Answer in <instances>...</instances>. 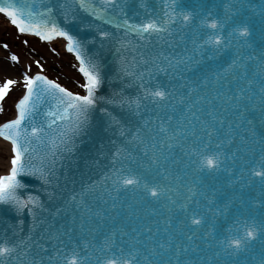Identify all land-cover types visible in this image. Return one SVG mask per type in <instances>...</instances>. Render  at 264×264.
I'll return each mask as SVG.
<instances>
[{
	"label": "water",
	"instance_id": "1",
	"mask_svg": "<svg viewBox=\"0 0 264 264\" xmlns=\"http://www.w3.org/2000/svg\"><path fill=\"white\" fill-rule=\"evenodd\" d=\"M21 3H27L31 7L32 11L37 14L36 20L47 18L39 16L44 8H53L54 11L51 15L58 25L76 36L82 42L87 55L100 63L102 83L97 89L98 97L112 98L114 93L125 98L135 97L142 91L138 87L136 78L126 75L122 71L124 68H127L128 72L137 73V75L143 73L149 86L160 84L174 88L176 96L187 92L194 83L199 84L202 90L206 89L209 95L214 96L217 91L224 93L220 100L213 102L212 107L216 108L218 115L224 118L222 131L225 134L229 133V125H231L232 143L222 146V150L227 155V160L224 163L231 171L207 166L201 169L197 163H192L197 160V157L193 155L190 158L186 154V145L191 144L195 138L186 134L188 139L181 141V145L185 146L183 150L181 145H174L171 150L172 154L168 157L165 166L173 179L165 183L175 190L174 194L169 193V195L177 200V204L189 195L188 188L192 187L194 201H199V204L193 202L190 207L199 208L204 213V222L199 227L185 222L184 231L191 234L189 231L191 229L195 231L198 238L193 241L195 247L181 259L198 261L199 264H259L264 258V235L257 233L255 237L250 238L248 246L237 253H232L231 248L225 251L222 242L226 238L231 239L237 235V229L242 235L246 223L251 226L253 221L259 223L264 220V202H262L264 194L260 189L259 178L250 177L246 170L249 166L244 163L246 159L250 158V153L245 145L255 148L256 154L259 156L261 143L264 141V117L261 115L258 103L247 104L248 110L245 111L243 107L237 109L230 103L225 108L223 102L226 101L227 96L232 95V92L245 86L244 80L237 81L225 71L231 61L240 55L243 57L253 56V60L245 61L249 78H251L258 63L255 57L264 52V32L261 30V21L264 20L261 9L264 8V0H231L232 11L229 15L235 20L245 21L249 24L250 35L246 39L247 45H251V47L244 46L238 52L237 45L233 42L229 48L216 55L193 52L192 39L196 23L199 22V15L195 17L190 29L171 35L152 33L146 40H141L136 33H129L125 37L124 34L128 32V29L117 27V23H121L124 19H128L131 23H145L150 18L156 19L164 11L162 0H127L126 17L119 15L118 9H108L109 14L115 18L113 23H108L107 18L92 16L79 9L76 0H21ZM62 3L65 4V9L60 8ZM95 3L97 6H102V0H95ZM181 3L185 10L200 13V8H203L213 12V17L210 19H220L228 11L225 5L229 3V0H181ZM142 4L147 6L143 7ZM197 5L200 7H196ZM73 9L75 11H72ZM65 10H68L67 19L63 15ZM73 15L75 19L72 18ZM200 15H206V11ZM230 30V26L226 24L225 33ZM100 32H107L109 35L101 36ZM29 34L43 39L35 33ZM55 38L58 37H53V39ZM124 38L132 41L128 49H120L118 41ZM118 49L120 50L118 51ZM141 53L144 57L143 60L140 58ZM161 53H163V57H167V61L172 62L171 67L160 56ZM72 54L75 56L74 53ZM187 55L192 56L191 62L176 66V60L173 58L182 59ZM133 56H135V60L132 59ZM124 57L127 59H123ZM154 64L162 67L163 70H158ZM217 73L221 74L224 79L216 82ZM205 78L209 81L207 85L202 83ZM67 88L75 93H81L70 87ZM252 92L258 95V84L252 86ZM33 99L35 100V97ZM43 99V103H38V114L32 121L35 126L46 125L47 121L44 119L43 113L56 110L55 102L50 97L45 96ZM197 107L199 108V105ZM104 108L120 119L122 125L133 133L135 127L142 125L144 120L151 119L154 127L156 116L164 115L160 109L147 102L140 109L139 114H133L127 106L121 107L119 104H108L98 100L90 110L87 127L75 137L72 151L57 152L50 145H37L33 139L32 147L36 148V151L26 154L25 163L31 165L36 171H26L20 174L18 178L23 187L17 191L25 197L29 194L39 197V202L43 207L36 206L34 208L39 224L34 227L33 211H29V208L33 207L32 205L23 211H17L12 203L0 202V237L14 239L27 236L32 232L35 233L33 236L35 239L43 233L45 239L39 242L44 244L49 227L53 232L57 229L64 231L67 228H72L71 234L74 238L100 244L109 232L118 229L128 231L138 225L151 226L153 234H156L155 229L158 226L161 229L158 235L163 236L166 216L173 218L171 229L174 231L177 229V225L184 219V213L176 208H173V211L169 213L166 207H162L167 204L163 196L156 199L142 191L121 190L118 195L115 192L106 191V188H110L111 184L110 181L108 184L104 183L105 174L109 173L113 166L119 167V164L113 159L117 148L123 145L134 156L145 160L143 154L147 140L145 144L139 145L128 143L129 136L127 134L120 135L121 127L113 124L109 116L101 111ZM203 110L207 113L209 109L205 107ZM167 111L172 114L170 109ZM180 111L181 106H178L175 115L179 116ZM197 116L200 119H208L207 115L200 116L199 111H197ZM12 118H5V121ZM30 119H26L24 122V126L29 129V134ZM193 122L199 127L198 121ZM172 123L174 124L175 121ZM60 125L61 122L57 120V127ZM253 133H255V137ZM197 135H201L199 131ZM203 139L206 140V137ZM253 139L256 141L255 144H252ZM213 143H217L215 138ZM52 152L57 153L54 164L50 163L53 159ZM232 153H235V157L232 156ZM149 155H151V149H149ZM41 156L44 157L43 163L39 159ZM29 157L37 158L29 159ZM41 168L44 169L43 176L39 171ZM242 169L245 170L242 171ZM8 170H5L3 174ZM157 171L159 169H154L151 175ZM250 178L253 179V183H248ZM94 183L95 191L83 197L84 203L92 209V212H85L82 207H77L81 198L80 194L83 189ZM73 196L76 197L75 201ZM113 197H116L115 201H113ZM113 202L118 205L115 209L111 207ZM129 204L132 205L131 210L128 208ZM168 207L172 206L169 204ZM208 207H211L213 212H208ZM152 209L156 211L153 212ZM97 211H100L101 215L93 214ZM152 221H156V224H152ZM82 222L83 229L80 227ZM209 227L213 229L212 235L204 236ZM13 233H15V237H13ZM51 243L54 242H49L50 245ZM184 243H188V241L184 240ZM48 251H51L50 247Z\"/></svg>",
	"mask_w": 264,
	"mask_h": 264
},
{
	"label": "snow or ice",
	"instance_id": "2",
	"mask_svg": "<svg viewBox=\"0 0 264 264\" xmlns=\"http://www.w3.org/2000/svg\"><path fill=\"white\" fill-rule=\"evenodd\" d=\"M76 3L79 9L90 13L92 16L102 19L107 18L108 23L115 22V18L108 12L110 8L113 10L118 9L119 15L127 16L125 12V8L128 7L127 0H102V6H97L95 0H76ZM162 3L164 11L156 19L150 18L145 23H131L128 19H124L121 23H117V27L128 29V32L124 34L125 37L129 33H136L141 40H146L152 33L171 35L190 29L195 17L199 15V22L196 23L192 39L194 53L216 55L229 48L233 42L236 43L238 52L244 46L251 47V45H247L246 39L250 35L249 24L245 21L235 20L229 15L232 11L231 0L225 5L228 11L220 19H210V17H213V12L203 8H200V13L206 11V15L185 10L181 0H162ZM142 6L146 7L147 5L142 4ZM65 7V4H60L61 9H65ZM196 7L200 6L197 5ZM53 11V8H44L39 16L47 18L36 20L37 14L32 11L27 3H21V0H0V14H5L10 18L11 23L18 27L20 33H35L45 41L52 40L53 37H65L67 39V49L75 54L78 60L77 70L84 77V82L80 87L86 91V94L75 93L42 73L36 75L24 73L23 80L26 91L16 104L18 114L14 119L0 124V136L11 141L13 152L10 158V170L7 174L0 175V202L12 203L17 211H23L29 205H32L33 207L29 208V211H33L34 227H37L39 222L35 216L34 208L36 206L43 207L39 202V197L31 194L25 197L17 191L23 187L21 180L18 178L20 174L26 171H36L31 165L25 163L26 154L36 151V148L32 147L33 139H35L37 145H50L57 152H70L73 150L75 137L80 135L87 127L90 110L97 104L98 100L108 104H119L121 107L127 106L133 114H139L140 109L147 102L160 109L164 115L156 116L154 127L151 119L144 120L142 125L135 127L134 133L125 128L120 119L109 113L107 108L101 109L109 116L113 124L121 127V136L126 134L129 136L128 143L139 145L145 144L147 140L143 154L145 160H140L134 156L123 145L117 148L113 159L119 164V167L113 166L110 172L105 174L104 183L108 184L110 181L111 184V187L106 188V191L109 193L115 192L117 195L121 190L142 191L144 194L156 199L163 196L167 204L162 205V207H166L169 213L173 211V208L178 209L184 213V219L180 221L174 231L171 229L173 218L166 216L163 236L158 235L161 232L158 226L155 229L156 234H153L151 226L138 225L128 231L123 229L111 231L104 236L100 244L74 238L71 234L72 228H67L64 231L57 229L53 232L49 227L44 244L39 242L45 239L43 233L35 239L33 238L35 233L32 232L27 236L14 239L0 237V264H199L198 261L181 259L190 249L195 247L193 241L198 238L195 231L191 229H189L191 234L185 232L184 226L187 221L190 225L199 227L204 222V213L199 208L190 207L193 202L199 204V201H194L192 187L188 188L189 195L185 196L179 204H177L176 199L169 195V193L174 194L175 190L165 183L173 179L165 165L168 157L172 154L173 146L181 145V141H186L188 135H191L195 139L192 140L191 144L186 145V154L190 158L193 155L197 157V160L192 161V163H197L201 169L207 166L215 169L225 168L226 171H231L224 163L227 160V155L222 150L223 145L232 143L231 125H229V133L225 134L222 131L224 118L218 115L216 108L212 107L213 102L220 100L224 93L217 91L212 96L209 95L206 89L202 90L199 84L194 83L188 88L187 92L176 96L174 95V88H168V86L160 84L149 86L143 73L137 75V73L128 72L127 68H124L122 71L126 75L134 76L138 87L142 91L135 97L125 98L115 93L112 98L98 97L96 94L97 89L102 83L100 63L87 55L82 42L76 36L58 25L51 15ZM63 15L67 19L68 10H65ZM261 15L264 16V8L261 9ZM72 18L75 19V16L73 15ZM226 24L231 28L227 33L224 31ZM261 30L264 32V20L261 21ZM100 35L108 36L109 33L100 32ZM118 43L120 49H128L132 41L124 38L119 40ZM7 46V44L4 45V47ZM132 50L135 51V49ZM160 56L167 61V57H163V53ZM140 58L144 59L142 53ZM11 59L18 60V57L13 55ZM123 59L126 60L127 57ZM132 59L135 60V56ZM173 59L176 60V66H179V64L191 62L192 56L187 55L182 59ZM253 59L254 57L251 55L247 57L237 56L225 69L229 75L233 76V79L237 81L244 80L245 86L238 88L232 92V95L227 96L223 106L226 108L230 103L237 109L243 107L247 111V104L258 103L261 115L264 117V52L255 57V60L258 61L256 71L249 78L245 61ZM167 62L171 67L172 62ZM36 63L41 69L43 68L39 61H36ZM145 63H147L146 60ZM154 67L158 66L154 64ZM158 70H163V68L158 67ZM221 79H224V77L217 73L216 82ZM15 83L16 81L8 79L0 86V101L4 100L10 87ZM202 83L207 85L209 81L205 78ZM254 84H258V95L252 92ZM45 96L50 97L55 102L56 110L43 113L44 119L47 121L46 125L35 126L32 121L38 114V103H43ZM184 105L187 106L182 107ZM178 106H181L179 116L175 115ZM205 107L209 109L207 113L203 110ZM169 109L172 114L168 113L167 110ZM197 111L200 112V116L207 115L208 119H200L197 116ZM189 116H191V119H189ZM29 118H31L30 134L28 127L24 126V122ZM57 120L61 122L59 127H57ZM173 121H175L174 124ZM193 121H198L199 127ZM198 131L201 134L200 136L197 135ZM253 136L255 137V133H253ZM205 137L206 140L203 139ZM214 138L217 141L215 144L213 143ZM255 143L256 141L253 139L252 144ZM181 146L183 150L185 146ZM245 147L250 153V158L244 161L249 166L246 170L250 177L259 178L260 189L264 194V141L261 143L259 156H257L255 148L250 145H245ZM149 149H151V155H149ZM56 154V152L51 153L53 159L50 163H55ZM232 156L235 157V153H232ZM34 158L37 157H29V159ZM39 159L43 163L44 157L41 156ZM154 169H159V171L151 175ZM244 170L242 169V171ZM39 171L43 176L44 169L41 168ZM176 179L179 178L176 177ZM248 183H253V179L250 178ZM94 191L95 183L83 189L77 207H82L85 212H92V209L84 203L83 197ZM115 199L116 197H113V201ZM205 199L207 200V197ZM73 200H76L75 196H73ZM209 203L211 202L209 201ZM169 204L172 207H168ZM111 207L115 209L118 205L113 202ZM128 208L131 210L132 205L129 204ZM152 211L155 212L156 210L152 209ZM207 211L213 212V209L208 207ZM93 214L99 216L101 212L97 211ZM151 223L156 224V221ZM80 227L83 229V222ZM212 231L213 229L209 227L204 236L210 237ZM236 231L237 235L231 239L226 238L222 242L225 251L231 248L232 253H237L246 248L250 243V238L255 237L257 233L264 235V220L259 223L253 221L251 226L246 223L242 235L239 234V229ZM13 237H15V233H13ZM184 240H187L188 243H184ZM49 242L54 243L50 245ZM49 247L51 248L50 252L48 251ZM259 264H264V258L261 259Z\"/></svg>",
	"mask_w": 264,
	"mask_h": 264
},
{
	"label": "rangeland",
	"instance_id": "3",
	"mask_svg": "<svg viewBox=\"0 0 264 264\" xmlns=\"http://www.w3.org/2000/svg\"><path fill=\"white\" fill-rule=\"evenodd\" d=\"M5 44L8 46L4 47ZM13 55L18 60H12ZM36 61L40 62L42 69ZM77 69L76 60L68 54L61 40L43 43L33 36L20 33L10 21L0 16V86L8 79L16 81L4 100L0 101V123L16 114V101L25 90V72L28 75L46 73L58 83L84 93L80 87L84 77ZM11 149V144L0 137V175L10 168Z\"/></svg>",
	"mask_w": 264,
	"mask_h": 264
},
{
	"label": "bare ground",
	"instance_id": "4",
	"mask_svg": "<svg viewBox=\"0 0 264 264\" xmlns=\"http://www.w3.org/2000/svg\"><path fill=\"white\" fill-rule=\"evenodd\" d=\"M0 16H1V14H0ZM3 17H6L7 18V16H3ZM58 40H61L62 41L61 38H59ZM62 42H63V44H65V40H63Z\"/></svg>",
	"mask_w": 264,
	"mask_h": 264
}]
</instances>
